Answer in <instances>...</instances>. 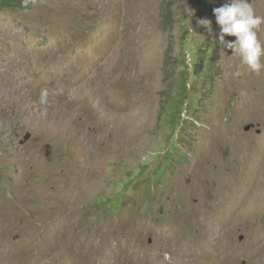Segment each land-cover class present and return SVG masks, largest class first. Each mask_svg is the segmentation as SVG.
Wrapping results in <instances>:
<instances>
[{
  "label": "rangeland",
  "instance_id": "1",
  "mask_svg": "<svg viewBox=\"0 0 264 264\" xmlns=\"http://www.w3.org/2000/svg\"><path fill=\"white\" fill-rule=\"evenodd\" d=\"M20 1L0 8V264H264V71L231 75L230 0H176L173 26L170 0ZM203 44L216 71L169 127Z\"/></svg>",
  "mask_w": 264,
  "mask_h": 264
},
{
  "label": "clouds",
  "instance_id": "2",
  "mask_svg": "<svg viewBox=\"0 0 264 264\" xmlns=\"http://www.w3.org/2000/svg\"><path fill=\"white\" fill-rule=\"evenodd\" d=\"M216 23L220 26L218 40L220 45L231 50L232 56L239 58V65L231 73L233 78L243 75L242 68L259 75L264 71V43L257 33L264 25V16L258 15L249 0H230L229 3L213 10ZM209 33L212 32L211 21L200 22ZM225 36L235 37V41H226Z\"/></svg>",
  "mask_w": 264,
  "mask_h": 264
},
{
  "label": "trees",
  "instance_id": "3",
  "mask_svg": "<svg viewBox=\"0 0 264 264\" xmlns=\"http://www.w3.org/2000/svg\"><path fill=\"white\" fill-rule=\"evenodd\" d=\"M18 0H0V8L6 9L15 7L17 5L21 6L20 3L17 2ZM171 2H166L165 5L161 7V16L164 21V23L168 26H173L176 20L177 13L175 12L174 8V1L176 0H170ZM191 3L196 2V4L202 8V10L206 11L208 8H210L212 5H215L216 0H188ZM253 0H249L251 2ZM18 3V4H17ZM190 38V35L185 38L181 39L184 42H187ZM200 54L199 57L201 58L200 61L196 62L194 65L192 64L191 70H189V67L187 65L183 66L181 70H183V76H181L176 81V91L174 90V93H169V97L167 99L166 104L163 106L165 109V113L170 114L169 116V127L171 124L176 123V118L181 117L183 113L184 105L191 102V100L187 99V95L189 94L188 85L191 83V80L193 78H196L198 76H201L204 83L208 82L209 79L212 80V77L216 71V65L212 62V59L215 57V51L214 47L210 46L209 44H203L200 47ZM202 64L207 65V70L203 71ZM205 73V74H204ZM175 83V80H174ZM188 100V101H187ZM182 107V111L179 110V107ZM174 128V127H173ZM172 128V129H173Z\"/></svg>",
  "mask_w": 264,
  "mask_h": 264
},
{
  "label": "bare ground",
  "instance_id": "4",
  "mask_svg": "<svg viewBox=\"0 0 264 264\" xmlns=\"http://www.w3.org/2000/svg\"><path fill=\"white\" fill-rule=\"evenodd\" d=\"M122 57V56H121ZM96 88V87H95ZM98 89V88H97ZM96 90V89H95ZM98 92V91H97ZM110 110V109H109ZM62 113H67V109L63 108ZM50 117V116H49ZM120 118V117H119ZM44 120V119H43ZM123 121V120H122ZM67 126L70 127V125L67 123ZM120 129V128H119ZM208 226V225H207ZM209 228V227H208ZM213 230V227H212Z\"/></svg>",
  "mask_w": 264,
  "mask_h": 264
},
{
  "label": "water",
  "instance_id": "5",
  "mask_svg": "<svg viewBox=\"0 0 264 264\" xmlns=\"http://www.w3.org/2000/svg\"><path fill=\"white\" fill-rule=\"evenodd\" d=\"M250 129H251L250 127H247V128H246V131H249Z\"/></svg>",
  "mask_w": 264,
  "mask_h": 264
}]
</instances>
